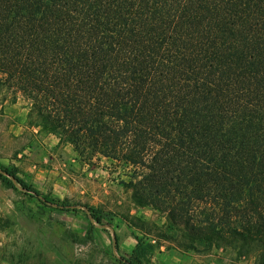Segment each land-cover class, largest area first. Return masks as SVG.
Instances as JSON below:
<instances>
[{
    "label": "trees",
    "instance_id": "obj_1",
    "mask_svg": "<svg viewBox=\"0 0 264 264\" xmlns=\"http://www.w3.org/2000/svg\"><path fill=\"white\" fill-rule=\"evenodd\" d=\"M0 87L137 205L264 264V0H0Z\"/></svg>",
    "mask_w": 264,
    "mask_h": 264
},
{
    "label": "rangeland",
    "instance_id": "obj_2",
    "mask_svg": "<svg viewBox=\"0 0 264 264\" xmlns=\"http://www.w3.org/2000/svg\"><path fill=\"white\" fill-rule=\"evenodd\" d=\"M28 109L0 87V264H254L137 205L107 161L80 158ZM139 239L154 247L135 260Z\"/></svg>",
    "mask_w": 264,
    "mask_h": 264
}]
</instances>
